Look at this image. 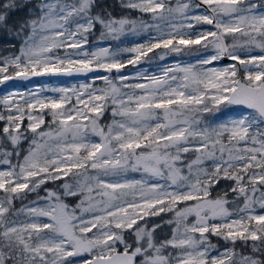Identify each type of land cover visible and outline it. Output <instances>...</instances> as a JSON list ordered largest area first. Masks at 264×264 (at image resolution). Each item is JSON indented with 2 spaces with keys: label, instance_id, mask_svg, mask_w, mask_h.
<instances>
[{
  "label": "snow or ice",
  "instance_id": "1",
  "mask_svg": "<svg viewBox=\"0 0 264 264\" xmlns=\"http://www.w3.org/2000/svg\"><path fill=\"white\" fill-rule=\"evenodd\" d=\"M120 7L141 15L98 0H0V36L19 42L0 55V86L116 73L94 77L104 87L0 97V264H264V0ZM96 31L117 43L87 50ZM130 35L145 42L122 46ZM170 53L197 59L141 75L149 54ZM222 59L235 63L208 67ZM128 65L148 83H128ZM221 180L232 183L214 197Z\"/></svg>",
  "mask_w": 264,
  "mask_h": 264
},
{
  "label": "rangeland",
  "instance_id": "2",
  "mask_svg": "<svg viewBox=\"0 0 264 264\" xmlns=\"http://www.w3.org/2000/svg\"><path fill=\"white\" fill-rule=\"evenodd\" d=\"M207 28H206V27ZM198 29H208L209 25H198L197 26ZM145 42V36L140 35V36H128L126 38H124L123 40V44L122 46H126V47H132L134 46L137 42L139 43H143ZM128 41H131V44H129ZM107 42L106 40H97V41H93V42H89L88 45H86V49L87 50H93V49H97L99 47H108L110 44L105 43ZM117 43V42H116ZM157 53L161 52L162 50H156ZM18 54V52L16 53ZM130 54H126L124 57H122L123 59H126L127 56ZM152 59L150 61H142V63L140 65H137V68L141 69V75H155V76H159L162 74V70L165 67H172L176 64H179L181 66H185L188 64H192L196 62L197 57L195 55H187V54H180V55H176V54H168L165 56L164 60H160L158 55H151ZM223 60H227L228 62H223ZM235 63V61H231L228 59H222L219 61L214 62L212 65H209L208 67H216V68H223L225 66H229L231 64ZM137 68H133L131 65H128V67L126 69L123 70V73L126 75H129L130 77H133V79H130L128 81V83H135V82H140V83H148V81L146 79H135V76L137 74ZM241 74L243 75V73L241 72ZM104 75H111V76H115L116 73L113 72L112 74H104ZM239 75V74H238ZM97 77V76H96ZM81 83H103V81L101 80H94V77L92 78H83V79H68V78H62V79H57V80H45V81H38V82H34L31 84H28L26 86H23L19 89H11V90H4L2 89V87L0 86V97H2L5 94H8L9 92H24V93H28L30 91H35L39 86L41 85H46L47 87L51 88V87H71L73 85L78 86ZM42 95H46V96H52L54 95L51 92L48 93H42ZM233 111H239L238 109H233ZM211 114H207L206 119H211ZM46 119L50 120V117H46ZM25 126L27 125V120L24 121ZM3 124L2 122H0V127H2ZM106 130V129H105ZM93 141L98 142L99 141V137L96 136H91L90 137ZM25 148H27V144L25 143ZM127 178L128 179H140L141 178V174L140 173H134V172H129L127 173ZM226 183V186H228V184L231 181H226L223 180ZM62 183V181L59 182V184ZM232 183V182H231ZM231 185V184H229ZM2 195V194H0ZM191 203V202H189ZM27 204V203H26ZM21 207V206H20ZM182 207V205H181ZM257 211H260L257 208ZM162 216H164L165 218H168L171 216V214H162ZM21 220L27 219V217L25 216H21L20 217ZM95 231V229L93 230ZM89 235H91V233H89ZM213 243H216V238L213 237L212 238ZM219 246L220 248H224V247H231L229 245H225L223 241L219 242ZM239 251V250H238ZM82 259V258H77Z\"/></svg>",
  "mask_w": 264,
  "mask_h": 264
},
{
  "label": "trees",
  "instance_id": "3",
  "mask_svg": "<svg viewBox=\"0 0 264 264\" xmlns=\"http://www.w3.org/2000/svg\"><path fill=\"white\" fill-rule=\"evenodd\" d=\"M98 2H100L102 5H106L107 6V10L108 11H111L112 14L114 16H121L123 14H127V15H130L132 18H137L139 17L141 14L138 13V12H130L128 10H125V9H122L120 7V0H98ZM206 27V26H205ZM207 28V27H206ZM99 36H100V33L99 31H96L94 34L90 35L89 36V42H93V41H97V40H100L99 39ZM107 42L105 43H109L110 45H114L116 44V41H110V40H106ZM129 44H131V41H128ZM143 42V40H142ZM196 47H199V46H196ZM18 49H19V42H16V48H11L9 46H7L4 42V38L2 36H0V55H8V54H16L18 52ZM153 55V54H151ZM97 87H104V83H95ZM207 117V114L205 116V118ZM112 120V116H111V110L109 109L105 115L100 119V124L101 125H107L111 122ZM25 147V145H23ZM60 181H57L56 183L59 184ZM231 184V182L229 183ZM228 184V186H229ZM48 188H53L54 185L49 183L47 185ZM226 183L221 180L219 185H217L216 189L213 190V196L215 197L217 195V192L221 189H224L226 188ZM2 194V193H0ZM230 196H231V193H230ZM31 199H34V196H30L29 197V200ZM68 202L70 204H74L76 202L75 198H70L68 200ZM24 203H28V201H24ZM17 208H19L21 206L20 202L17 201L16 202V205H15ZM152 220H156V221H159L161 219V217H153V218H150ZM165 235H170V228L168 226H165L163 230H158V236H165ZM231 246V245H229ZM241 247V244L240 242H237V250H239Z\"/></svg>",
  "mask_w": 264,
  "mask_h": 264
},
{
  "label": "water",
  "instance_id": "4",
  "mask_svg": "<svg viewBox=\"0 0 264 264\" xmlns=\"http://www.w3.org/2000/svg\"><path fill=\"white\" fill-rule=\"evenodd\" d=\"M211 27V26H209ZM223 62H228L227 60H223ZM108 73H88L87 75H80V76H73V77H65V76H57V77H33L29 81H17V82H8L7 86H1L2 89L6 90H11V89H19L23 86H26L28 84L38 82V81H45V80H57V79H62V78H68V79H83V78H92L96 77L98 75H104ZM239 76H242L241 73H239ZM14 85V86H13Z\"/></svg>",
  "mask_w": 264,
  "mask_h": 264
}]
</instances>
